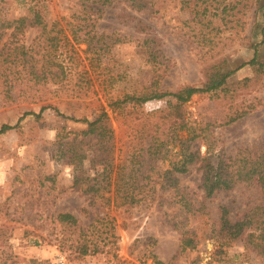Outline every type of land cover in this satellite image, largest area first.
I'll list each match as a JSON object with an SVG mask.
<instances>
[{
	"label": "rangeland",
	"instance_id": "1",
	"mask_svg": "<svg viewBox=\"0 0 264 264\" xmlns=\"http://www.w3.org/2000/svg\"><path fill=\"white\" fill-rule=\"evenodd\" d=\"M87 1L0 0L1 15L9 21L25 20L31 16L30 7L37 5L46 31L53 30L51 34H57L60 40L66 35L71 42L68 50L73 46L80 55L79 59L74 53L72 59L71 53L62 55V65L72 73L64 82L68 89L61 90L59 96L45 91L37 94L42 95L40 100L13 103L0 96V127L17 124L26 112L39 114L44 106L55 107L64 115L49 108L40 118L27 116L18 129L0 134V264H58L60 259L65 264H264V255L246 236L228 241L221 225L224 207L232 222L255 215L258 218L254 209L264 206V196L256 185H238L205 199L202 171L197 165L177 177L195 207L205 204L199 212L182 208L169 190H158L151 202L116 204V173L129 134L143 126L155 127L163 116L158 113L142 121L127 112L168 111L176 102L172 97L145 104L129 102L118 116L107 101L120 99L125 93L142 96L149 91H176L188 85L203 87V69L224 61L230 69L242 67L230 83L245 78L254 81L233 94V102L231 95L224 102L215 94L195 95L187 104L186 119L202 115L215 123L227 113H222L225 107L240 108L246 106L242 102H252L257 109L236 122L213 124L209 141L215 155L224 157L235 156L241 147L260 144L264 139V73L255 79L249 63L255 46L264 60V0H164L151 11H136L129 0H115L101 6L102 11L90 22L94 26L86 30L115 33L125 40L98 55L84 53L86 45H75L72 38L76 26L85 27L79 11ZM200 23L204 27L194 29ZM22 35L29 44L39 31L31 29L27 21L19 38ZM81 69L87 71L85 76L75 73ZM99 102L106 108L114 131L111 185L105 189L108 179L100 177L104 169L101 159L109 157L110 150H98L92 136L81 134L87 124L77 121L93 120ZM180 137L185 139L186 133H180ZM179 147L169 146L162 152V169L170 167V159ZM200 148L204 154L206 147L201 142ZM82 154L87 157L79 163ZM61 213L74 215L86 228L97 225V220L108 213L117 240L105 234L108 227L98 224L88 240L104 247L100 239L105 238L108 243L103 252L76 259L71 246L79 234H66V228L57 220ZM184 235L194 241L185 249L181 247Z\"/></svg>",
	"mask_w": 264,
	"mask_h": 264
},
{
	"label": "trees",
	"instance_id": "2",
	"mask_svg": "<svg viewBox=\"0 0 264 264\" xmlns=\"http://www.w3.org/2000/svg\"><path fill=\"white\" fill-rule=\"evenodd\" d=\"M114 1L104 0L103 3H99L95 0L92 3L89 1L83 3L79 16L85 27L78 28L76 26V29L72 32V38L75 45H86L84 53L98 55L102 50L125 40V37L115 33L105 35L103 33L97 34L92 29L86 30V27L94 26L90 22L94 21L92 18L102 11L101 6ZM120 1L125 2L126 0ZM157 2L162 4L164 0H129L131 9L136 11H151ZM93 4H97V6L93 7ZM30 13L31 18L9 21L3 19L0 9V96L3 95L5 99L11 100L12 103L15 100L19 102L40 100L42 95L37 94H45V91H49L48 93H52L54 96H59L61 90L68 89L66 88L67 85L64 86V82L67 76L72 73V69L62 65L64 60L60 61L62 55L71 53L69 57L72 59V53H74L77 59L80 58L79 53L73 49V46H71V51L68 50L71 42L66 35L60 40L57 34H51L53 30L46 31L43 15L37 5L30 7ZM27 21L31 29L39 31V35L29 44L26 43L23 35L19 38V35L23 34L24 23ZM21 25L23 27H20ZM197 26L204 27V24H196L194 29ZM143 30L138 29L141 32ZM212 30L209 31L212 32ZM254 48L255 55L249 64L253 66L256 79L264 73V60H262L263 56L256 46ZM60 49H63V51H60ZM240 68L230 69L225 67L223 61L203 69V74L206 77L203 87L188 85L176 91H149L142 96L125 93L120 99H107L108 107L118 116L125 112L124 105L129 102L145 104L166 97H172L176 102L168 111H153L148 114H144L140 110L127 112V115H136V118H140L142 121H147L151 116L158 115V113L163 116L160 118L162 121L159 120L160 123L157 122L155 127L143 126V128L135 129L134 133L129 134L123 152L124 159L118 165L116 173V204L134 206L151 202L154 201L158 190H161L162 193L169 190L175 202L182 208L191 212H199L204 209L205 204L201 202L199 207H195L194 202L189 199L190 194L186 192L185 188L180 187L177 177L179 174L190 172L197 165L198 170L202 171V188L205 199L220 191H230L238 185L248 187L256 185L264 196V139L260 144L241 147L235 156L228 157L216 156L215 148L209 141L210 136L213 134L210 129L213 124L218 123L220 126L232 124L256 110L257 105L252 102L249 103V101L242 102V105L246 106L240 108L229 105L222 110V113L227 111L225 116L221 119H215V123L202 115L186 119L189 114L187 104L195 95L215 94L223 102L231 95L229 99L233 102V94L241 89L248 88L250 83L254 81L252 78H245L234 83L229 82V79ZM75 73L81 77L82 75L85 76L87 71L81 69ZM49 84L56 87L51 89L47 86ZM97 104L98 115L93 120L82 119L77 121L87 124V130L81 134L84 137L92 136L99 146L98 150L102 153L110 150V156L101 159L104 169L100 177H103V180L108 179L106 181L108 183L103 187L105 189L111 185L109 178L112 168L111 161H113L111 154L114 147V131L106 108L100 102ZM49 108H54L58 114L64 116L55 107L44 106L39 114L24 113L15 125H2L0 134L18 129L22 120L27 116L35 115L36 118H40L41 113ZM182 132L186 133L185 139L180 137ZM199 141L206 147L204 154L201 152ZM177 144L180 147L171 157L170 167L165 170L162 169L160 165L164 159L162 152L169 146L175 147ZM86 157L82 154L78 162L82 163ZM254 210H257V219H255V215L242 221L232 222L228 217V210L224 207L222 208L221 225L226 232L225 236L228 241L246 236L249 243L264 255V206H257ZM57 220L66 228L67 235L71 232L79 234L71 246L76 259L95 256L103 252V248L108 243L105 238L100 239V242L104 243V247L99 242L88 240V236L97 231L98 224L108 227L105 234L110 235L114 241L117 240L115 226L108 213L97 220V225L93 223L88 228L82 226L79 219L69 213L59 214ZM193 243V239L184 235L181 240V247L185 249L191 247Z\"/></svg>",
	"mask_w": 264,
	"mask_h": 264
},
{
	"label": "built area",
	"instance_id": "3",
	"mask_svg": "<svg viewBox=\"0 0 264 264\" xmlns=\"http://www.w3.org/2000/svg\"><path fill=\"white\" fill-rule=\"evenodd\" d=\"M58 264H65V263H64L63 259H60V260L58 261Z\"/></svg>",
	"mask_w": 264,
	"mask_h": 264
}]
</instances>
